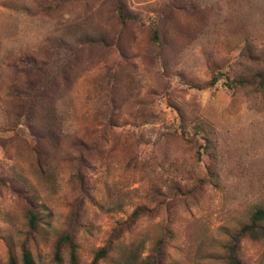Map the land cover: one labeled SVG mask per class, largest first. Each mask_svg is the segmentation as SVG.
Returning a JSON list of instances; mask_svg holds the SVG:
<instances>
[{
  "label": "rangeland",
  "instance_id": "1",
  "mask_svg": "<svg viewBox=\"0 0 264 264\" xmlns=\"http://www.w3.org/2000/svg\"><path fill=\"white\" fill-rule=\"evenodd\" d=\"M259 79L264 0H0V264H264V222L234 239L264 209Z\"/></svg>",
  "mask_w": 264,
  "mask_h": 264
},
{
  "label": "trees",
  "instance_id": "2",
  "mask_svg": "<svg viewBox=\"0 0 264 264\" xmlns=\"http://www.w3.org/2000/svg\"><path fill=\"white\" fill-rule=\"evenodd\" d=\"M116 8H117V13H118V18L120 19L121 23L126 24L130 22H137L139 20L137 16L130 14L129 12L126 11V8L121 1L117 2ZM152 32H153L154 41L157 43L158 46H161L159 31L157 27L153 28ZM94 42L89 41L88 43H94ZM96 42L100 44L102 42V39L96 40ZM65 64L68 65L69 63H65ZM45 66H48V65L45 64ZM42 68L43 66H40L37 70L38 72H40L37 75L38 76L37 84L33 85L34 82L31 79V82H30L31 86L28 84L30 87L28 88V86H26V90L24 91H19L16 88L15 89L12 88V92H10V96L14 99L13 105H12V108L6 109L5 113L9 115L12 114L13 116H15L16 117L15 122H18V120L23 117L29 121L33 119V117L37 113L36 108H38V105L41 103V100L43 101V98H45L46 96L45 86L48 83L50 86L57 85V80L55 79V76L59 70L57 72H54V74H50V72L47 74L46 73L44 74L42 72ZM61 69H62L61 74H65L66 69H64V65H61ZM44 75H47V76H44ZM215 82H217L216 77L213 79L211 84L213 85L215 84ZM243 84H244V81L242 79H239V80H234V82L232 83H227V86L229 87L238 86V85L241 86ZM259 87L261 89H264L263 79H259ZM27 216L29 219L31 231L32 232L36 231L38 228V222H39L37 213L29 210ZM134 216H137V215L134 214ZM263 222H264V209H260L256 213H254V215L251 218L250 224L243 226L240 232L235 235L234 239L236 240V243H238L239 240L244 236H253L255 238L260 236L262 234V231H261L262 228L260 225ZM67 244H69L70 246L71 255L73 256V259L76 260L75 246L72 243V239L69 235L63 236L59 239L57 243V251L59 252L61 247ZM231 249L232 250L236 249V246L233 245ZM109 252H110L109 247H104V248L99 249L96 252L91 264H100L102 260L108 257ZM230 260L233 264L238 263V261L235 259L234 256H230ZM23 261H24V264H33L31 255L26 249H24L23 251ZM157 261H158V258L154 257L153 260L149 259L143 264H157ZM10 264H15V260L11 259Z\"/></svg>",
  "mask_w": 264,
  "mask_h": 264
}]
</instances>
